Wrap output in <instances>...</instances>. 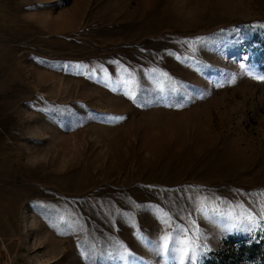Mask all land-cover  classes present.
<instances>
[{
  "label": "rangeland",
  "instance_id": "374dc122",
  "mask_svg": "<svg viewBox=\"0 0 264 264\" xmlns=\"http://www.w3.org/2000/svg\"><path fill=\"white\" fill-rule=\"evenodd\" d=\"M261 77L264 0H0V264H264Z\"/></svg>",
  "mask_w": 264,
  "mask_h": 264
},
{
  "label": "snow or ice",
  "instance_id": "6c2138e0",
  "mask_svg": "<svg viewBox=\"0 0 264 264\" xmlns=\"http://www.w3.org/2000/svg\"><path fill=\"white\" fill-rule=\"evenodd\" d=\"M241 67H243V65H241ZM161 75L165 77L167 76L166 73H161ZM261 79H264V77H261ZM201 211H203V209H201ZM249 219H251V217H249ZM177 243L184 245V247L176 249V251L180 253L179 264H185V260H188L189 264H193L196 254H195L194 247L192 246V242L188 240H178ZM161 248L165 252L169 251V237L168 236H165L163 238V241L161 243ZM125 254L127 256L132 255V253L128 252L127 249L125 250Z\"/></svg>",
  "mask_w": 264,
  "mask_h": 264
}]
</instances>
